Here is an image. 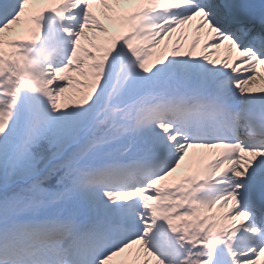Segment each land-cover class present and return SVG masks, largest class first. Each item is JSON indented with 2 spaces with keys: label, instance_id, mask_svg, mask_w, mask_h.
I'll return each mask as SVG.
<instances>
[{
  "label": "snow or ice",
  "instance_id": "6c2138e0",
  "mask_svg": "<svg viewBox=\"0 0 264 264\" xmlns=\"http://www.w3.org/2000/svg\"><path fill=\"white\" fill-rule=\"evenodd\" d=\"M0 264H264V0H0Z\"/></svg>",
  "mask_w": 264,
  "mask_h": 264
}]
</instances>
